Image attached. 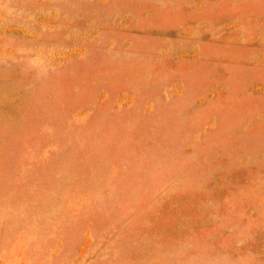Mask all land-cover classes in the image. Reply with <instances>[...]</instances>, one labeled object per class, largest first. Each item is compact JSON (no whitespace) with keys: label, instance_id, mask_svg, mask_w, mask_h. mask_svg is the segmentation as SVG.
I'll return each instance as SVG.
<instances>
[{"label":"rangeland","instance_id":"rangeland-1","mask_svg":"<svg viewBox=\"0 0 264 264\" xmlns=\"http://www.w3.org/2000/svg\"><path fill=\"white\" fill-rule=\"evenodd\" d=\"M0 264H264V0H0Z\"/></svg>","mask_w":264,"mask_h":264}]
</instances>
